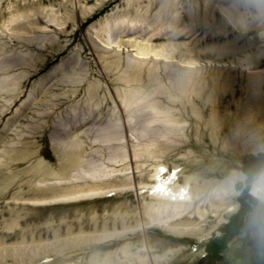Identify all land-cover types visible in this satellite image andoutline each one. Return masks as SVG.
I'll return each mask as SVG.
<instances>
[{
    "label": "rangeland",
    "instance_id": "1",
    "mask_svg": "<svg viewBox=\"0 0 264 264\" xmlns=\"http://www.w3.org/2000/svg\"><path fill=\"white\" fill-rule=\"evenodd\" d=\"M263 105L253 0H0V264H123L124 245L133 256L154 246L157 264H264V197L251 193L264 151L243 147L259 127L246 116L264 120ZM168 181L187 182L194 212L227 182L234 193L217 217L170 214L201 225L171 235L148 215L147 193ZM43 186L116 191L31 204ZM159 243L183 250L164 256Z\"/></svg>",
    "mask_w": 264,
    "mask_h": 264
},
{
    "label": "bare ground",
    "instance_id": "2",
    "mask_svg": "<svg viewBox=\"0 0 264 264\" xmlns=\"http://www.w3.org/2000/svg\"><path fill=\"white\" fill-rule=\"evenodd\" d=\"M253 2H254V5L256 6L257 9H260V7H262V9H264V4H259L260 2H262V0H253ZM228 19L232 24L239 25L240 29L241 28L246 29V26L240 17L236 21L230 17ZM110 29H111V26L109 25V23H106L103 27H101L98 30L100 32V34L102 35V38L104 39L103 43L106 45H111V43H112V39H111L112 35L110 32ZM99 32H97V33H99ZM159 34H160V32H159ZM145 45H146V43H145ZM167 45H169V44H167ZM135 47H136V45H135ZM148 48H150V47H147V46L138 47L137 48L138 55L139 56H147L148 54H151V52H152L153 57L154 56L156 58L161 57L164 59L168 58V54L164 53L165 49L163 47H159V50H154V51H152V49H148ZM166 49H168V48H166ZM168 51H169V49H168ZM258 55H259V53H258ZM252 74H254V73H252ZM256 107H258V106H256ZM249 110H251V108ZM255 110H257V109L255 108ZM258 111L259 112L256 111V113H260V110H258ZM251 114H248V115L246 114L247 120L257 122V126H259V127H257L256 131L251 136L252 137V143L250 145L243 146V147H245L244 149H245L246 153H256L258 151H264V120L262 118L259 120L255 116H251ZM240 123L242 124V122H240ZM247 127H250V126H247ZM75 155L76 154H74V156H72V158L70 157L71 158L70 160H66V164H65L66 168L69 169L78 163V156H75ZM156 175H157V173H156ZM243 176L244 175L242 174L238 178L240 180H242ZM93 178L94 177H92V178L90 177L88 180L93 181ZM97 178H98V180L96 182H99L101 179L99 177H97ZM186 184H187V182H185L183 185H177L176 182H170V181H168L166 183H159L158 185L152 186L151 190L147 193V197L150 199H153L155 201L154 205H149L150 213H148V215H149V218L151 217L150 223H152L154 221L155 222L154 225H156L155 227H157L158 229H160V230H162L168 234H171V235H177V236L178 235H185L184 232H186V230H191L194 234H190V235L196 236L198 234H195V233H198L201 230V227H200L201 225H198L197 223H192V222L190 223L189 221L174 222V220H168L170 214L175 213L174 215H177V216L183 215V216L189 217V216L193 215L194 213H196L198 215L199 219H201L206 213H208L211 216L217 217L223 213L222 212L223 207H224V205H227V203H228V199H226L224 197L225 194H227V191L230 194L234 193V190L232 188L233 183L227 182L222 187L223 190L225 191V193H219V194L215 195V197H214L215 202H212L213 205L210 206V210H206V211H204V210L197 211L196 210V212H194V209H193L194 207L192 208L193 210H190V211H189V208H191V206L193 205V202L197 198V195H193L195 193H192L191 190L186 186ZM31 189H33V188H31ZM48 189H49V187H45V186L34 188V191L40 192L42 194V196L31 199L30 203L33 205H45V204L53 203L56 201H65V200L73 199L76 197L80 198L82 196H88V195H90L91 197L92 196H98L99 197L100 195H106L107 194V196H108L111 194L110 192L115 193V191H116V189L103 191L102 189L98 188V189H93L92 191H90L88 193H82L79 195H75L73 197H66V195H63V196H58V195L54 196V195H50V194L47 195V193H45V192ZM108 193H110V194H108ZM251 193L253 195H256L257 197L260 196L259 195V193H260L264 197V173L260 174L255 179V181L253 182V185L251 188ZM169 206H170V208H169ZM155 207L161 208L162 210L157 212V210H154ZM167 208H169L168 214L165 213V212H167L166 211ZM154 211L156 213H153ZM156 215H159V217L157 219H155L153 217ZM162 215H165V216H162ZM128 217H130V216H128ZM121 221H123V220H121ZM105 224L106 223H102L101 228H104L103 226H105ZM52 235H55V233ZM106 235H107V237L119 236L118 233L106 234ZM173 244H175V243H173ZM170 246L171 245H169L168 243H159L155 247L157 249H159L160 251H163L166 249V251L164 252V256L169 255L170 257L173 254H176L177 252L183 250V247L181 245H179V246L176 245L175 249H172ZM153 249H154V246L146 247L145 248V251L147 254L146 256H139V255L133 256L132 253L130 254V252H129L130 246L125 247V245H124V249H122L121 251H122V253H124V259H126V260L124 261L123 264H125V262H127L126 264H157L158 259L154 255H151V254H150L151 256L149 255V253L156 251L155 249L154 250Z\"/></svg>",
    "mask_w": 264,
    "mask_h": 264
}]
</instances>
